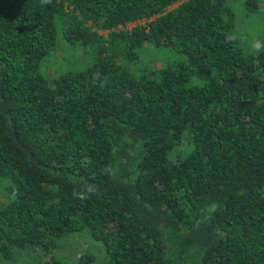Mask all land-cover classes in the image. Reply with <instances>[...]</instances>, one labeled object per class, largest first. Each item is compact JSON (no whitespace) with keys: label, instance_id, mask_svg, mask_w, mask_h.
<instances>
[{"label":"trees","instance_id":"16d2710c","mask_svg":"<svg viewBox=\"0 0 264 264\" xmlns=\"http://www.w3.org/2000/svg\"><path fill=\"white\" fill-rule=\"evenodd\" d=\"M176 1L0 0V264H264V47Z\"/></svg>","mask_w":264,"mask_h":264},{"label":"rangeland","instance_id":"374dc122","mask_svg":"<svg viewBox=\"0 0 264 264\" xmlns=\"http://www.w3.org/2000/svg\"><path fill=\"white\" fill-rule=\"evenodd\" d=\"M183 0H178L174 2L169 8H174L179 2ZM257 2V9L253 11V13H249V15L245 14L243 11V0H234L231 1L230 7L236 18V31L239 37V46L242 48L244 52H254V45L259 42L261 45H264V0H255ZM142 23V21L138 22ZM137 24V22L128 23L126 28H130ZM100 34L105 35L106 31H98ZM58 48L56 50L57 59L55 62L57 64L60 63H72L75 61L74 57H79L77 53L74 52H65L64 47L58 44ZM264 47V46H262ZM76 52H79L77 48ZM157 51V50H156ZM167 53V52H166ZM152 55V56H151ZM157 53L151 51L143 54L145 60L147 62L151 59L152 64H155L159 59ZM167 61L171 59L169 54H167ZM165 60V54L164 56ZM82 60V59H81ZM84 62V60H82ZM88 252L93 255L95 262H100L104 259V250L99 242H95L92 240L86 231H82L80 233H73L70 236L60 239L57 242L56 247L53 249L51 254L54 257L61 258L65 260L67 263L72 262L78 257L80 254ZM18 259L23 261L25 260H36L38 257V253L36 250H27L25 253H17Z\"/></svg>","mask_w":264,"mask_h":264},{"label":"clouds","instance_id":"9594fccd","mask_svg":"<svg viewBox=\"0 0 264 264\" xmlns=\"http://www.w3.org/2000/svg\"><path fill=\"white\" fill-rule=\"evenodd\" d=\"M262 46L264 45H261L259 42H257L253 47L255 51H259Z\"/></svg>","mask_w":264,"mask_h":264}]
</instances>
